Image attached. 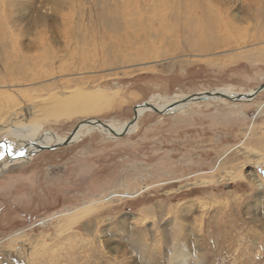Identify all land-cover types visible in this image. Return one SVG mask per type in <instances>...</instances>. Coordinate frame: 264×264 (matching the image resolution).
I'll use <instances>...</instances> for the list:
<instances>
[{
	"label": "rangeland",
	"instance_id": "374dc122",
	"mask_svg": "<svg viewBox=\"0 0 264 264\" xmlns=\"http://www.w3.org/2000/svg\"><path fill=\"white\" fill-rule=\"evenodd\" d=\"M20 1L26 16L18 23L6 6L0 28L23 31L36 14L46 25L56 21L71 43L59 45L80 75L61 73L59 84L43 90L35 86L42 79L20 83L31 88L24 99L48 94L75 111L28 122L14 109L21 122L0 133L9 144L26 140L8 133L55 138L88 119L124 124L135 106L155 97L163 103L220 89L244 93L264 82V12L256 13L257 5L237 16L231 44L211 51L155 28L151 39L108 51L94 39L88 46L72 38L97 24L93 0ZM32 38L19 39L22 51L29 40L38 43ZM248 53L258 57L246 60ZM10 158H0V264H167L172 242L187 247L182 264H264V190L246 180H264V91L248 102L211 100L164 116L145 111L119 139L93 131L54 151Z\"/></svg>",
	"mask_w": 264,
	"mask_h": 264
},
{
	"label": "bare ground",
	"instance_id": "6f19581e",
	"mask_svg": "<svg viewBox=\"0 0 264 264\" xmlns=\"http://www.w3.org/2000/svg\"><path fill=\"white\" fill-rule=\"evenodd\" d=\"M247 1L248 2L245 0H133L125 4L124 0H93V5L89 9V13H101V15L98 16L99 19L96 20V23L100 25L99 30H97V24L89 22L82 35H74L72 38L88 46L91 45L88 41L94 39L101 46H105L106 50L112 51L127 44L130 40L133 42L138 39L144 40L143 37L151 39V29L155 28L157 32L162 33V35L160 33L158 34L164 37L174 38L176 34H180L184 36V40H191L192 42H196V40L201 41V48L211 51L215 48H219L221 46L220 44H231V40L237 36L235 23L239 21V17L237 16L240 15V13H251L253 5H257L255 10L256 13L264 12V0H260L263 3H261L262 5L258 4L256 0ZM24 3L25 2L20 0H5L3 2L4 6L1 3L2 11L4 12L3 8L6 6L11 9L10 11L14 10V16H16V14L18 15L17 22L19 23L21 18L26 16L23 15L24 10H26L24 8ZM237 4H239V7L233 10V7ZM2 11L0 12L2 13ZM20 13H23V16H21ZM54 18L56 19L57 17ZM43 19L41 15L36 14L33 20L29 22L30 25L24 29L25 31L16 30L8 26H6V28H0V133L3 131L2 127H8L13 123L21 122V120L15 117L16 114L14 111L16 109L29 116L28 122H41L53 116L54 118L55 116H64L75 111V109H65V99L63 98H50L47 96L48 94H46L34 99H24L23 96L20 95L23 94V91L24 93L25 91L28 93V89H31L25 87L27 85L25 81L27 80L34 81L42 79L41 82L38 81L39 83L35 84V86H39L42 88L41 90H43L52 85L59 84L61 80L59 74L61 73H63V75L64 73H68L65 74L66 77L69 76L74 79L76 76L80 75L76 73L75 67H71L75 64L72 55L67 53L63 46L59 45V43H62L69 47L71 43L68 39L64 42L62 41L63 34L58 30L56 21H53L51 26H49L45 24ZM0 23L2 24V22ZM5 23L7 25V22ZM3 25L4 24H2V26ZM40 28H47L46 34L44 30L39 31ZM168 32L170 35H166ZM24 37H33L32 39L37 40L38 43L29 40L30 47H25L24 52L18 45L19 39ZM91 47L96 46L92 45ZM257 57V55H253L252 53L243 55V58L246 60H253ZM67 62H71V65H66L68 64ZM138 68H144V65H137V69ZM36 82L37 81H35V83ZM20 83H25L26 85ZM14 88L16 90H13ZM34 89L36 88L33 87V90ZM253 91L242 93L231 89H220L204 93L219 92L230 96L251 94ZM48 92L49 91H47V93ZM58 93L60 96H63L64 92L60 94V91H58ZM8 95L9 97L13 96V100L8 99ZM185 97L187 96L175 97V99L172 100L165 99L163 103H160V98L155 97L147 103L158 109H163L171 103L179 102ZM211 100L222 102L225 99L213 98L208 101ZM140 105L135 106L133 109V113H137L138 118L142 112L150 111L148 108H143ZM186 106L177 107L173 112H181ZM82 122L83 121L80 123ZM127 123L118 124L114 121H110L108 125L112 132L119 134ZM135 125L136 123L130 126L127 134L135 129ZM93 131L101 132L105 134V136H111L115 139L111 132L101 127H93L83 123L80 124L71 143L79 137ZM7 135L13 136L16 141H20V139H25L26 141L23 142L22 140L19 144H9L5 139H1L0 158L4 155H8L11 157V160H19L38 153L36 146H52L62 143L69 133L64 136L60 135V137L56 136L55 138L49 134H40V137L37 136L38 140H31L32 138L21 136V134L18 135L16 133H8ZM47 138L53 141L52 145H47L45 140L42 141ZM21 150L24 153L23 156L19 155ZM246 180L251 187L263 193L264 180L262 178L252 175L246 178ZM261 198H258V203H260ZM176 243L172 242L168 244L167 264H182L189 256L187 247H185L186 245L184 246Z\"/></svg>",
	"mask_w": 264,
	"mask_h": 264
},
{
	"label": "water",
	"instance_id": "95a60500",
	"mask_svg": "<svg viewBox=\"0 0 264 264\" xmlns=\"http://www.w3.org/2000/svg\"><path fill=\"white\" fill-rule=\"evenodd\" d=\"M263 91H264V82L262 84H260L257 88H255L251 94L230 95L229 96V95L222 94L219 92H210V93H204V94L196 93V94H192V95H189V96L181 99L177 103H171L170 105L164 107L163 109H158L157 107H155V106H153L147 102L142 103L140 106H142L143 108H148L153 113L164 116V115H168V114L173 113V110L177 107H180L183 105L186 106V105L193 104V103L206 102V101L213 99V98L225 99L229 102H248L247 100H249V101L253 100L259 93H261ZM137 120H138V115H137V113L134 112L132 118L128 121L127 125L122 130V132L117 134L115 132H112V130L110 129V126L106 122H102V121L97 120V119H88V120H85L82 123H79L78 125H76V127H74V129L69 133L67 138L62 143L55 144L52 146H36V149H37V152L54 151V150L59 149L61 147H65V146L70 145L74 134L78 130L80 124H83V123L86 125L93 126V127H101L102 129H105V130L111 132V134L114 136L115 139H119V138L127 135L128 129L130 128V126L135 124L137 122Z\"/></svg>",
	"mask_w": 264,
	"mask_h": 264
},
{
	"label": "snow or ice",
	"instance_id": "6c2138e0",
	"mask_svg": "<svg viewBox=\"0 0 264 264\" xmlns=\"http://www.w3.org/2000/svg\"><path fill=\"white\" fill-rule=\"evenodd\" d=\"M19 155H20V156H23V155H24V153H23L22 150L19 152Z\"/></svg>",
	"mask_w": 264,
	"mask_h": 264
}]
</instances>
